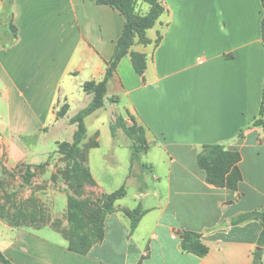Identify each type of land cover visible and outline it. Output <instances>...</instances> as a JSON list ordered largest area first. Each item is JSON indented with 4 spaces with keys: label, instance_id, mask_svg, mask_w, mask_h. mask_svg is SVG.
Wrapping results in <instances>:
<instances>
[{
    "label": "crops",
    "instance_id": "crops-1",
    "mask_svg": "<svg viewBox=\"0 0 264 264\" xmlns=\"http://www.w3.org/2000/svg\"><path fill=\"white\" fill-rule=\"evenodd\" d=\"M5 1L15 38L0 43V103L7 109L0 153L9 166L42 165L58 144L73 142L70 120L93 98L83 86L104 79L125 20L96 0H0V16ZM159 2L165 14L147 31L154 29L155 39L146 33L149 43L131 48L146 56L143 76L129 56L122 58L104 106L84 120L86 126L104 113L109 122V135L87 136L86 129L81 143L96 189L104 195L124 189L103 220L102 239L77 252L54 230L56 236L16 228L10 236L2 223L0 253L11 264H252L261 225L255 217L236 220L264 211V129L253 125L264 87L260 1ZM127 113L145 128L147 152L136 160L132 140L120 129L110 132L115 117ZM16 125L24 126L29 147L6 135ZM49 141L54 149L46 150ZM211 144L240 154L236 191L208 184L198 168V154ZM102 149L110 159L100 171L109 176L129 156L112 189L96 175ZM136 208L140 219L130 232L126 214ZM185 231L200 236L204 257L181 250Z\"/></svg>",
    "mask_w": 264,
    "mask_h": 264
},
{
    "label": "rangeland",
    "instance_id": "rangeland-1",
    "mask_svg": "<svg viewBox=\"0 0 264 264\" xmlns=\"http://www.w3.org/2000/svg\"><path fill=\"white\" fill-rule=\"evenodd\" d=\"M137 10L140 14H143L146 7L141 4L137 7ZM5 33L6 35H4ZM147 36L155 39V30L147 32ZM11 38L10 5L8 1H5L0 16L1 45L8 43ZM6 112L7 109L4 104L0 103L1 123L7 121ZM23 129L24 126H12V132L7 131L6 135L9 136L12 133L24 147H29L31 141L26 138L27 135H22L24 134L22 133ZM86 129L87 136L95 130H99L101 139H103L104 132L109 135L108 118L105 120L103 113L100 118L88 121ZM1 135H4V133ZM50 147L54 149L52 142L49 141L45 149L47 150ZM81 155L84 157L82 152ZM105 155H107V152L102 149L95 158L98 169L96 175L106 185V188L112 189L116 185V178L122 176L129 156L128 154L123 156L119 161V170L109 176L108 173L100 171L103 161L110 159L109 155ZM140 162L144 163V159L139 160ZM78 164H81V166ZM83 164V159L80 162L78 160L74 161L68 155L56 151L50 156L46 164L9 166L5 153H0V224H7L12 228L9 235L13 236L16 228L30 230L46 228L47 232H52V234H54L53 230L56 231L59 237L64 239L68 245L78 250L86 251L88 247L97 243L102 232L100 219L101 216L105 217L102 208L108 195L101 194L96 189L94 180L90 173L88 175L84 171ZM68 197H71L74 201L78 200L81 209L76 208L74 202L71 203L74 208L69 209ZM4 229L0 225V231ZM39 234L44 235L45 233L42 230ZM54 235L56 236V234Z\"/></svg>",
    "mask_w": 264,
    "mask_h": 264
},
{
    "label": "trees",
    "instance_id": "trees-1",
    "mask_svg": "<svg viewBox=\"0 0 264 264\" xmlns=\"http://www.w3.org/2000/svg\"><path fill=\"white\" fill-rule=\"evenodd\" d=\"M262 7V18L260 21V34L264 47V0H259ZM98 5L108 6L118 11L124 18V29L121 37L115 45V51L112 59L107 64L106 75L100 83L88 82L83 86V91L93 96L90 104L81 110L71 120V124H75L77 129L74 135L73 142L58 144L57 152L60 154H66L74 161L84 162V171L89 175V171L85 165V151H82L80 146L86 136V126L84 120L86 117L101 109L104 106V99L107 93V83L109 79L116 72L117 65L122 58L129 56L132 67L136 74L143 76L146 70V56L134 51H131L133 45L141 44L147 45L149 43L146 33L148 30L155 27L160 17L165 14V9L159 0H96ZM138 4H145L148 6V10L140 14L137 10ZM12 38L7 45L15 38V30L11 26ZM161 40V36L158 35L156 44ZM61 115V114H59ZM126 119L122 116L115 117L110 129L112 135H115L116 130L120 129L124 134L132 140V160L138 159L141 154L147 152V142L145 139V128L138 123L135 116L127 113ZM253 125L262 127L264 129V87L262 91V99L259 109V115L253 120ZM66 149V150H65ZM84 154V157L81 155ZM82 157H81V156ZM241 157L237 151L226 150L220 144L205 145L202 147L201 152L197 156V166L199 169L205 172L206 182L217 188H226L230 191H236L241 181V174L239 170V163ZM81 166V164H78ZM38 166V165H37ZM36 166V167H37ZM124 196V189L121 188L118 191L108 195L103 204L102 213L108 215L113 211V205L116 200ZM68 208H74L71 203L74 202L76 208L81 209L80 202L68 197ZM130 219V232H133L139 223L140 209L136 208L133 212L126 214ZM101 216L100 221L103 224L105 218ZM250 217H255L260 225L261 232L257 240V249L252 256V264H263L262 258L264 253V211L251 213L247 216H243L236 220L237 222L244 221ZM102 239V232L99 241ZM180 247L183 252L196 255L197 257H204L208 253V248L202 243L200 236L192 232H183L180 235ZM98 241V242H99ZM71 250L77 252H85L78 250L69 245ZM0 264H11L0 253Z\"/></svg>",
    "mask_w": 264,
    "mask_h": 264
}]
</instances>
